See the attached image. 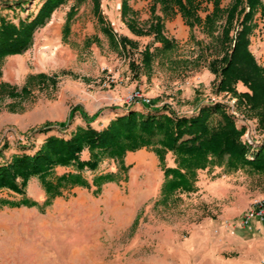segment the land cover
Segmentation results:
<instances>
[{
  "label": "rangeland",
  "instance_id": "1",
  "mask_svg": "<svg viewBox=\"0 0 264 264\" xmlns=\"http://www.w3.org/2000/svg\"><path fill=\"white\" fill-rule=\"evenodd\" d=\"M43 1L27 0L22 7H14L15 3L10 6L0 0V14L18 21L21 16L35 13ZM100 1L105 18L101 11L97 14L93 0H67L36 30L27 50L4 58L0 149L5 143L8 147L2 151L0 165L14 154L35 153L47 136L53 135L50 131L69 135L74 124L69 125L79 110L74 101H84L87 95L95 106L100 101L97 113H81L87 114L89 124L101 125L104 121L97 118L106 111L117 114L115 117L127 113L124 106L132 105L127 96L136 90L151 98L144 105L134 103L141 109L132 110L144 113L153 108L168 115L173 111L192 115L205 103H222L237 127L243 128L241 139L249 144V157H253L255 147L245 138L261 143L264 128L234 90L219 86L222 59L231 51L241 14L235 15L226 38V13L212 31L204 27V17L214 7L213 1L204 0L199 9L202 20L195 24L186 21L177 8L166 12L161 2L153 4L155 0H130L136 10L129 4L123 6V0ZM232 2L221 0V5ZM73 5L77 7L76 16L69 33L62 37L65 12ZM158 17L163 20L164 34L175 40L170 49L160 48L162 40L155 37ZM254 21L249 47L263 64L254 50V35L264 31L261 7ZM105 25L113 35L103 29ZM148 47L150 59L145 55ZM1 82L9 85L2 86ZM71 82L78 85L67 96L70 112L65 119H54L52 102ZM237 89L246 90L247 86L238 81ZM12 90L17 93H10ZM60 122L62 127H57ZM47 126L48 131L41 130ZM128 152H133L129 156L136 157L137 163H125ZM128 152L121 162L105 156L96 170H82L88 185L67 182L50 192L47 184L56 183L60 177L54 171L47 179L31 177L24 193L0 188V198L19 197L15 193L23 196L17 201L0 202V264H241L247 251L257 253L256 244H244L242 240L264 234L255 224L262 222L254 221L250 227L231 224L240 222L256 199H264V174L207 167L199 170L197 186L206 180L211 190L201 182L195 192H178L162 202L165 173L154 148ZM166 166H176L172 152L166 155ZM70 169L80 172L77 166ZM105 174L104 180L98 178ZM76 185L81 187L74 189ZM40 194H44L43 199Z\"/></svg>",
  "mask_w": 264,
  "mask_h": 264
},
{
  "label": "trees",
  "instance_id": "2",
  "mask_svg": "<svg viewBox=\"0 0 264 264\" xmlns=\"http://www.w3.org/2000/svg\"><path fill=\"white\" fill-rule=\"evenodd\" d=\"M4 1V4L13 6L15 3L14 7H22L27 0H15L13 3ZM93 1L98 11L100 0ZM207 1H213L214 7L205 15L204 27L212 31L218 19L226 13V23L223 27L226 38L235 15L241 14L240 26L233 38L231 51L222 59L224 63L219 69V86L222 89L234 90L240 99L246 102L249 110L258 117L259 126L264 128V65L258 62L249 47V34L255 26L254 15L259 7L264 11V1L233 0L231 5L225 7L221 5V0ZM66 2L67 0H44L35 13L21 16L18 21L0 14V76L4 58L9 54L27 50L34 42L36 30L44 26L51 19L55 9ZM157 2H161L166 12H174L177 8L189 23L195 24L202 20L199 9L204 0H155L153 4ZM125 5H128V0H123V6ZM76 8L73 5L68 10L65 22L68 30ZM130 26L135 29L133 22H130ZM103 29L113 35L106 25ZM154 29L155 37L162 40L160 48L170 49L174 46L175 40L163 32L161 17H158ZM137 31L141 32L138 28ZM122 38L128 39L125 36ZM145 55L147 59L151 58L149 47L146 48ZM215 68L217 69L216 65ZM238 81H242L247 89L239 91ZM1 83L2 86L9 85L8 82ZM23 90H26V86ZM10 93L17 92L12 90ZM128 110L127 113L113 118L102 129H96L89 124L90 119L83 113L88 124L86 127H78L71 137L49 135L35 153L14 154L10 161L0 165V188L24 193L31 177L47 179L55 167L70 165H76L80 172L63 174L56 183L49 182L48 191L51 192L67 182L72 185H88L81 174L82 170H96L105 156L117 158L121 162L128 151L143 147L154 148L164 169L162 202H167L178 192H195L198 189L199 170L207 167L221 166L227 172L245 170L252 174H264V139L254 145L253 157H249L251 147L241 139L243 128L237 127L234 118L225 111L220 102L205 103L192 115H179L174 111L172 115H168L153 108L146 113L131 108ZM48 129V126L41 128L42 131ZM7 147L5 143L0 149V157ZM85 149L90 151V157L82 160L81 154ZM168 152L174 155V167L166 166ZM105 177L107 175L98 178L104 180ZM49 201L50 199H47L46 202ZM31 205H34V202Z\"/></svg>",
  "mask_w": 264,
  "mask_h": 264
},
{
  "label": "crops",
  "instance_id": "3",
  "mask_svg": "<svg viewBox=\"0 0 264 264\" xmlns=\"http://www.w3.org/2000/svg\"><path fill=\"white\" fill-rule=\"evenodd\" d=\"M128 4H129V6H132L133 8H135V10H136V7H134L135 5L134 4H131L130 3V0H128ZM102 7H103V5H102V3L100 1L99 11H96V12L99 15V13L101 11V13H102L101 16L105 18L104 10H101ZM65 15H66L65 20H66V18H67V11L65 12ZM75 16L70 21L69 26H71V27H72V24H73L72 22H73ZM64 23H65V21H64ZM64 23H63V27H62V30H61V31H63V32H61L63 34V35H61L62 37L69 33V30L66 29V27L64 26ZM103 24H105V23L103 22ZM260 32H261V30H258V33L256 35H254V38L255 39L257 38V40L254 41L255 42V45H256V48L254 50H255L256 55L259 56L258 57L259 60L264 64V31L262 30V33H260ZM20 66H22V63L20 64ZM3 74H4V76L6 75L5 69L3 70ZM77 85L78 84L71 82V85L69 86V84L66 83V85L64 86V91H62V93L60 95H58V97L56 98V100L52 102V107H54V109H52V113H53V115L55 117L54 119H56V118L57 119H61V118L65 119L66 118V116L70 112V110H69L70 109L69 108V103L67 102L68 101L67 100V96H68V94L70 95V94H72V93L75 92V90L77 88ZM87 98L88 99H84V101H81V100L74 101V105L75 106L76 105H79V110L74 115L75 121H73V123L70 124V125L68 124L69 127H72V125L74 124L73 125L74 128L70 129L69 135L64 136V138L71 137V135L77 130L78 127H86L87 126L88 123L86 121L83 122V116H82V113H81L82 111H84V112H86L88 114H91V112L97 113V111L100 110V108H101V106H100V103L101 102L100 101L98 102L99 105L98 106H95V102H93V100L90 98V95H87ZM134 107H136L137 110H140L141 109V107H137L136 105H134V103H132V105L124 106V110L129 109V108L133 109ZM118 109L121 110V108H118ZM111 110L112 111H116V109H112V108H111ZM110 114H111L110 111H106V113L104 114V116H100V117L97 118V119H99V121H104L103 124L98 125V123L97 124H94L93 122L90 123V124L93 127H95L96 129H102L105 126H107L108 123L110 122V120L113 119V118H115V116L117 115V114L115 115V113H113V115H110ZM121 114H125V113H121ZM63 115H64V117H61ZM61 123L62 122H60L59 124H57L58 125L57 127H62ZM50 132H52L51 134H53V135H57V136L63 137L62 135H60L57 132H53V131H50ZM130 153L133 154V152H128L126 154V156H125V163L126 164L127 163H134V162L137 163V158L134 157V156H129ZM89 157H90L89 150L88 149L84 150L82 152V154H81V159L82 160H87V159H89ZM129 158H132L133 160L132 161H129L128 160ZM71 166L72 167H75L76 165L57 166L52 171V174H53L54 171H56L55 174L58 175V177H59L62 174L69 173L71 171H74L75 173L78 172V170H72V169H70ZM59 169H64V170H63V172L60 173L58 171ZM211 171L214 172L215 169L213 168V170H211ZM105 175H107V174H105ZM84 178H85V176H84ZM91 182H93V179H92ZM201 182L203 183V185H205L204 186L205 189L211 190L212 186L209 184L208 181L201 180L200 182H198L200 184V187L202 185ZM199 184H198V188H199ZM77 187H81V186L76 185V186H74V189L77 188ZM203 189H199V191H202ZM15 194L19 195V197H16V198L13 197L12 199H10V198H0V202H2L3 200L5 202H8V200L17 201V200H20L21 198H23V196L21 194H18V193H15ZM43 197H44V194H40V199H43ZM2 211H0V212H2ZM255 224H256L257 227L260 228V230L264 231V229H262V226L264 225V222H262V223H255ZM251 239H253V240H251ZM242 243H244V244L254 243V244H256V248H257L258 251H257L256 254H253L254 252H252V251H247V255L242 257V261H241L242 263L241 264H264V234L256 235L254 237H249V239L247 237V239L242 240Z\"/></svg>",
  "mask_w": 264,
  "mask_h": 264
},
{
  "label": "built area",
  "instance_id": "4",
  "mask_svg": "<svg viewBox=\"0 0 264 264\" xmlns=\"http://www.w3.org/2000/svg\"><path fill=\"white\" fill-rule=\"evenodd\" d=\"M130 103H149L151 102V98L146 96L140 90H136L127 96ZM250 144L253 146L258 144L259 141H255L253 138L247 136L245 138ZM254 221L264 222V199H256L252 205L244 212L240 222L232 223V227L242 226V227H250L252 226ZM231 227L229 224H226V227Z\"/></svg>",
  "mask_w": 264,
  "mask_h": 264
}]
</instances>
